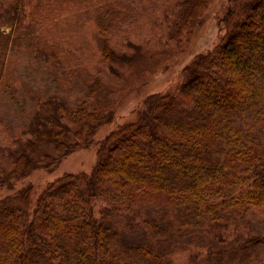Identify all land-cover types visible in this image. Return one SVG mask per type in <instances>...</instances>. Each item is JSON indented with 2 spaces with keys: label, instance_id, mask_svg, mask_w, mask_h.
Segmentation results:
<instances>
[{
  "label": "trees",
  "instance_id": "1",
  "mask_svg": "<svg viewBox=\"0 0 264 264\" xmlns=\"http://www.w3.org/2000/svg\"><path fill=\"white\" fill-rule=\"evenodd\" d=\"M4 1L0 81L31 0ZM90 1L49 0L56 16ZM95 1L100 70L114 71L112 62L132 60L111 44L127 15L121 3ZM215 1L176 0L166 10L167 43L189 40ZM40 6H33L30 26L43 34L51 20ZM217 24L219 42L182 70L176 89L147 96L100 141L98 131L114 121L113 91L100 70L91 76L70 65V55L60 56L61 47L37 33L31 47L65 64L84 93L74 102L41 98L0 154V190L14 192L0 199V264H175L180 254L185 264H264V222L256 226L264 207V0H227ZM3 25L12 32L3 33ZM46 147L56 155H41ZM94 147L90 173H65L38 196L32 185L15 190L34 171H54Z\"/></svg>",
  "mask_w": 264,
  "mask_h": 264
},
{
  "label": "rangeland",
  "instance_id": "2",
  "mask_svg": "<svg viewBox=\"0 0 264 264\" xmlns=\"http://www.w3.org/2000/svg\"><path fill=\"white\" fill-rule=\"evenodd\" d=\"M6 1L8 0L4 2ZM38 1L41 4L40 15L48 16L51 20L47 23V26L51 25V30L44 31L43 34L34 26H30V23L36 22L30 19V14ZM114 1L121 3L127 21L122 24L121 29L112 34L111 44L120 55L132 60L112 62L109 66H113V72L110 69L100 70L103 40L97 28L95 0H91L90 4L79 12L63 16H56L51 10L49 0L29 2L27 8L29 18L24 22L25 29H19L11 42L21 35L22 39L11 44L5 77L0 81V154L4 148L12 145L13 139L29 124L41 98L50 95L74 102L84 93L83 82H76L70 78L64 71L65 64L63 66L59 61L51 62L44 54L31 47L30 41L36 39L37 33L46 38L48 43L55 41L61 47L59 54L63 58L70 55L72 62L70 65L75 64L76 68L85 69L91 76L97 75L100 70L102 83L107 91H113L111 98H115L117 103L114 121L98 131L95 138L97 141L130 120L147 96L175 90L181 81L182 70L196 55L211 51L222 35L217 20L222 15L227 0H216L203 24L181 45L167 43L166 35L168 26L166 10L168 7L170 9L176 0ZM40 15L35 17V20H41ZM1 30L5 34L12 32V28L6 25H3ZM128 42L141 49H133ZM40 154L56 155L50 147L44 148ZM97 161L95 147L79 150L63 160L54 171L44 169L34 171L31 176L18 182L15 190L32 185L38 196L65 173H90ZM13 193L0 190V199ZM262 222L264 207L260 211L256 226ZM126 237L129 241L135 240V236L129 232L126 233ZM175 264H185L182 254L175 258Z\"/></svg>",
  "mask_w": 264,
  "mask_h": 264
}]
</instances>
